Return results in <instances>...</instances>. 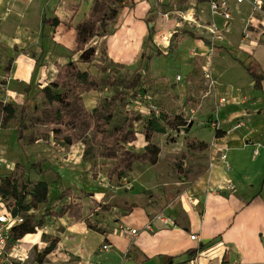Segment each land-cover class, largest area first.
Returning a JSON list of instances; mask_svg holds the SVG:
<instances>
[{"label": "crops", "instance_id": "obj_1", "mask_svg": "<svg viewBox=\"0 0 264 264\" xmlns=\"http://www.w3.org/2000/svg\"><path fill=\"white\" fill-rule=\"evenodd\" d=\"M86 1L41 0L42 5H34L30 0H0L1 103L18 106L29 87L33 91L55 81L57 64L78 63L81 52H76V27L94 8L92 2ZM179 1L173 0L176 4ZM186 2L187 5L194 0ZM160 4L161 0L125 3L110 31L100 38L110 60L131 68L141 63L143 56L154 59L157 53H148L152 52L150 43L158 48V54H174L179 61L202 55L208 45L201 32L207 28L206 16L197 17L195 8H167L159 7ZM246 5L231 0L232 17ZM163 13H168L167 18ZM186 13L194 21L187 20ZM44 15L58 18L60 24L43 26ZM215 18L227 22L221 16ZM40 19L42 25L35 31ZM31 32L36 33L35 40L29 36ZM178 33H182L181 42L174 53L170 39ZM167 34L169 46L163 48L157 40ZM42 38L60 44L62 53L73 56L69 60L63 54L55 64L51 63L46 46L41 45ZM240 47L219 43L213 53L215 61L222 65L227 52L237 67L228 71L216 64L215 72L224 74V87L215 106L212 103L210 107L216 110L213 119L225 130L210 140L212 146L204 152L205 165L198 166L201 174L182 183L181 193L168 205L160 207L147 201L131 208L113 206L102 215H91L90 220H100L98 228L102 231L90 228L81 218L58 216L51 233L46 231L48 224L42 227V235L59 238L51 253L53 260L58 264H264V38L248 40ZM256 79H261L259 86ZM239 122L242 125L230 131ZM247 153L250 160L243 166L244 175L236 180L232 162L235 158L245 159ZM248 166H252V171L246 169ZM2 201L0 198V212L5 211ZM133 229L137 230L136 235L132 234ZM192 235L197 240H192ZM38 237L25 236L22 250L27 244H35ZM215 238L218 241L197 256L188 255L190 250ZM103 245L109 248L103 250ZM7 263L11 261L0 257V264Z\"/></svg>", "mask_w": 264, "mask_h": 264}, {"label": "rangeland", "instance_id": "obj_2", "mask_svg": "<svg viewBox=\"0 0 264 264\" xmlns=\"http://www.w3.org/2000/svg\"><path fill=\"white\" fill-rule=\"evenodd\" d=\"M30 1L31 4L42 5L41 0ZM89 1L96 11H101L103 4L120 10L129 0ZM161 1L159 7L172 8L177 5L187 10L195 8L197 17L199 14L206 16L204 26L207 28L201 29V32L208 45L201 52L202 55L179 61L174 54H158V48L150 43L152 52L148 53H157L156 57L147 59L146 55L138 65L126 68L110 60L100 42L112 24L99 25L98 35L89 44L97 49L94 61L84 63L79 59L76 62L82 70L89 71L99 79L97 88L83 96L80 107L83 117L73 133L77 141L74 145L53 137L50 125L52 112L40 93L43 85L27 93L17 106L18 110L25 106L26 139H18V121L2 119L0 122V160L3 159L0 162V183L4 177H14L21 195L29 202L33 186L40 181L47 182L48 203L29 213L35 214L38 219L44 218L43 227L48 224V233L59 220L53 214L81 218L90 228L102 231L98 228L100 220H90L93 219L91 215H102L113 206L131 208L147 201L160 207L168 205L181 193L184 187L182 183L201 174L202 168L198 169V166L205 165L207 155L204 152L210 148V140L217 132L225 130L222 124V130L212 128V123L219 122L213 119L216 110L210 105L213 103L215 106L224 87V74L215 72L216 64L231 71L237 67V63L226 52L220 65L213 53L219 43L241 48L248 40L264 38V0H250L240 14L234 13L227 22L212 16L208 0H194L187 5L188 0H180V4L173 0ZM167 15L163 13L165 18ZM185 17L194 21L189 13ZM41 25L40 19L34 30L37 31V26L39 28ZM35 35V32H31L29 36L35 40ZM181 35L178 33L170 39L174 53H177ZM217 36H220V40L215 39ZM169 37L170 34H167L157 42L166 48ZM41 45L46 46L51 63L55 64L63 54H67L69 60L73 56V53H62L60 44H51L44 38ZM209 57L212 62L210 79L204 75ZM178 76L181 78L178 79ZM148 97L151 98L148 100ZM149 103L155 104L158 110L150 112ZM99 105L115 113L105 132H102L96 119L93 120L94 115H85L86 111L91 112ZM193 108L196 110L192 111ZM150 117L159 121L164 133H155L151 142H147L143 132ZM233 129L236 126L230 131ZM132 134L135 139L127 143L125 139ZM249 160V153L245 159L233 160L231 167L236 180L243 177V166ZM36 163H40L41 167L34 170L31 165ZM248 168L252 171V166ZM28 183L31 185L26 190L24 186ZM1 204L10 211L16 206L11 199ZM21 215L24 213L21 212ZM42 232V228H38L36 234L27 236V239L39 237L35 244H27L28 247L21 250L23 255L20 256L26 259L25 262L10 258L11 264H39L38 258L54 237L51 234L42 235ZM21 240L18 244H24ZM53 257L49 255L43 264H58Z\"/></svg>", "mask_w": 264, "mask_h": 264}, {"label": "trees", "instance_id": "obj_3", "mask_svg": "<svg viewBox=\"0 0 264 264\" xmlns=\"http://www.w3.org/2000/svg\"><path fill=\"white\" fill-rule=\"evenodd\" d=\"M134 2V0H132ZM119 9L114 6L105 5L101 11H96L94 8L88 14V17L76 27L78 34L76 52H81L80 61L84 63L93 62L96 57V47L89 46L93 38L98 35L100 31L99 25H105L113 23L119 16ZM43 26L52 25L58 26L60 21L58 18L49 19L47 15H44L42 19ZM99 26V27H98ZM104 33L103 35H105ZM151 40L149 36L148 41ZM161 54V53H160ZM145 58V56H143ZM150 59V56L146 57ZM39 62V60H37ZM57 77L54 82L43 87L40 90L42 98L46 103L49 110L52 112V120L50 125L52 126L51 132L56 140L63 141L68 145L76 143L74 132L76 126L81 122L83 117L80 107L83 105V96L94 91L98 86V76L93 75L89 71L82 70L79 65L70 61L65 65L57 64ZM256 85L259 86L261 79H256ZM32 90L29 87L26 93ZM33 92V91H31ZM25 106H22L18 110L15 104H3L0 105V122L2 119L5 120H16L18 121V139L24 140L25 138ZM85 115L93 116V120L96 119L97 123L102 127V132L110 126L115 113L113 110H108L104 106H97L93 111H86ZM129 126V124H127ZM185 125V124H182ZM155 133H164L163 127L159 121L150 117L147 128L143 132L147 142H151ZM220 131L217 132V137H220ZM134 134L131 137H127L125 140L127 143L132 142L135 138ZM41 167L40 163L32 164L31 168L34 170ZM31 185L28 183L24 186L27 188ZM48 192L49 186L46 181H40L33 186L32 191L29 193L31 200L27 202L24 196L21 195L17 180L12 176H7L1 179L0 183V198L5 200H14L15 208L10 211L5 207V211L10 212L12 216H21L23 222L15 225L12 228V242H17L23 239L25 236H29L37 233L38 228H42L45 225L44 218L38 219L35 214H30L32 209H37L40 205L48 203ZM21 212L24 215H21ZM52 216L58 217L53 214ZM218 238L213 239L207 244H200L198 248L190 250L188 255L193 258L197 256L199 252H202L208 248V246L217 242ZM59 243L58 237H52L50 244L45 248L42 255L38 258L37 263L43 264L48 255H50L57 247Z\"/></svg>", "mask_w": 264, "mask_h": 264}, {"label": "built area", "instance_id": "obj_4", "mask_svg": "<svg viewBox=\"0 0 264 264\" xmlns=\"http://www.w3.org/2000/svg\"><path fill=\"white\" fill-rule=\"evenodd\" d=\"M210 1V10L211 14L213 17L215 16H221L225 20H230L232 19V13H231V8H230V1L231 0H209ZM250 0H236L237 4H244V3H249ZM213 34H216L215 31H211ZM215 39L220 40V36L215 37ZM211 57L208 58L207 60V66L204 69V75L206 78L210 79L211 78ZM181 77L178 76V79ZM151 97H148V100ZM222 103L225 102V99H222ZM148 103V101H147ZM158 110V107L155 104L149 103V111L150 112H156ZM242 124H239L236 126V128L240 127ZM212 126L214 129H220L219 123H212ZM222 158H225V155L222 156ZM23 222V219L21 216L14 217L11 215L10 212L4 211L0 212V257L6 259L10 258H16L20 262H25V258H23L20 255L22 246L20 243V240L17 242H12L11 234H12V228ZM132 234L136 235L137 230L133 229ZM192 240H197L196 235L191 236ZM109 248L108 245H103L102 249L107 250ZM9 250V251H8ZM8 251V252H7ZM93 264H100V263H93Z\"/></svg>", "mask_w": 264, "mask_h": 264}]
</instances>
